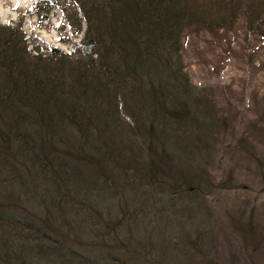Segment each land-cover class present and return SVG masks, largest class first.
Returning a JSON list of instances; mask_svg holds the SVG:
<instances>
[{"label": "trees", "instance_id": "trees-1", "mask_svg": "<svg viewBox=\"0 0 264 264\" xmlns=\"http://www.w3.org/2000/svg\"><path fill=\"white\" fill-rule=\"evenodd\" d=\"M72 2L86 25L75 53L38 55L0 26V264L88 261L62 245L43 249L54 243L46 228L21 216L18 202L42 183L57 212L84 217L118 185L146 203L161 196L171 211L198 199L190 169L227 123L192 83L183 41L228 38L237 25L264 35V0ZM31 198L45 207L37 191Z\"/></svg>", "mask_w": 264, "mask_h": 264}, {"label": "rangeland", "instance_id": "rangeland-1", "mask_svg": "<svg viewBox=\"0 0 264 264\" xmlns=\"http://www.w3.org/2000/svg\"><path fill=\"white\" fill-rule=\"evenodd\" d=\"M8 1L0 0V26L21 33L29 50L77 52L86 25L74 1L11 0L14 10L3 6ZM221 37L188 35L182 48L192 83L209 90L227 123L209 140L208 156L190 169L198 199L178 200L172 212L159 206L165 198L146 203L118 185L113 197L99 202L98 214L84 217L57 212L42 183L17 207L46 228L54 243L43 249L62 245L93 264H264V35L237 25ZM36 191L45 207L31 198ZM140 210L146 216L138 218ZM32 264L46 263L33 258Z\"/></svg>", "mask_w": 264, "mask_h": 264}, {"label": "bare ground", "instance_id": "bare-ground-1", "mask_svg": "<svg viewBox=\"0 0 264 264\" xmlns=\"http://www.w3.org/2000/svg\"><path fill=\"white\" fill-rule=\"evenodd\" d=\"M28 1L29 0H26V2H28ZM3 6L8 8L9 10H14V9L18 8L17 2H13L11 0L6 2Z\"/></svg>", "mask_w": 264, "mask_h": 264}]
</instances>
